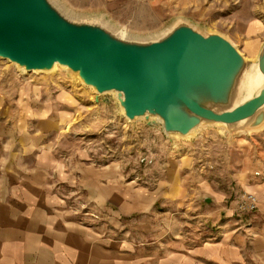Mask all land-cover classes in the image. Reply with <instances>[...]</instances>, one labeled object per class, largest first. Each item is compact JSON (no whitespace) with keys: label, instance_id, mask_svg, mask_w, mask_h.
I'll use <instances>...</instances> for the list:
<instances>
[{"label":"rangeland","instance_id":"rangeland-1","mask_svg":"<svg viewBox=\"0 0 264 264\" xmlns=\"http://www.w3.org/2000/svg\"><path fill=\"white\" fill-rule=\"evenodd\" d=\"M50 1L71 22L102 25L128 42L158 41L187 25L224 37L254 67L264 46V0ZM0 78L6 92L58 122L48 139L58 152L115 164L127 183L152 197L121 227L128 241L193 246L219 224L247 231L264 216V125L247 133L207 124L186 138L167 136L158 119L129 121L114 93L97 94L58 64L50 72H26L0 58ZM248 195L256 198L253 209ZM70 208L82 221L110 219L86 203Z\"/></svg>","mask_w":264,"mask_h":264},{"label":"water","instance_id":"water-1","mask_svg":"<svg viewBox=\"0 0 264 264\" xmlns=\"http://www.w3.org/2000/svg\"><path fill=\"white\" fill-rule=\"evenodd\" d=\"M0 58L26 72L58 64L97 94L114 93L129 121H160L167 136L189 137L202 125L233 132L264 125V46L254 67L224 37L180 25L150 43L128 42L102 25L76 24L50 0H0Z\"/></svg>","mask_w":264,"mask_h":264},{"label":"crops","instance_id":"crops-1","mask_svg":"<svg viewBox=\"0 0 264 264\" xmlns=\"http://www.w3.org/2000/svg\"><path fill=\"white\" fill-rule=\"evenodd\" d=\"M40 112L6 92L0 78V264H264V216L247 231L219 224L193 246L125 239L124 222L152 197L127 183L115 164L58 152L48 143L58 122ZM83 203L110 219L85 223L69 210Z\"/></svg>","mask_w":264,"mask_h":264},{"label":"bare ground","instance_id":"bare-ground-1","mask_svg":"<svg viewBox=\"0 0 264 264\" xmlns=\"http://www.w3.org/2000/svg\"><path fill=\"white\" fill-rule=\"evenodd\" d=\"M247 79L246 90L248 93H251L255 88L262 86L264 83V77L257 71V69H255L254 72H250ZM249 132L251 131H248L247 133Z\"/></svg>","mask_w":264,"mask_h":264},{"label":"built area","instance_id":"built-area-1","mask_svg":"<svg viewBox=\"0 0 264 264\" xmlns=\"http://www.w3.org/2000/svg\"><path fill=\"white\" fill-rule=\"evenodd\" d=\"M246 198H247V200H248L249 202L252 203L251 207H252V209H253V208L255 207L256 198H255L254 196H252V195H248Z\"/></svg>","mask_w":264,"mask_h":264}]
</instances>
